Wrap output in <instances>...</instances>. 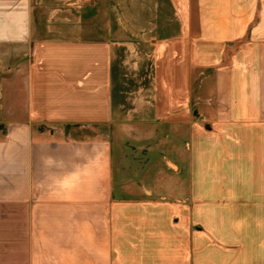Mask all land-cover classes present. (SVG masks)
<instances>
[{
	"label": "crops",
	"instance_id": "0c3cea01",
	"mask_svg": "<svg viewBox=\"0 0 264 264\" xmlns=\"http://www.w3.org/2000/svg\"><path fill=\"white\" fill-rule=\"evenodd\" d=\"M60 1L0 0V264H264V0H171L173 41L237 52L199 86L193 52H161L126 118L172 158L140 173L113 135L129 45Z\"/></svg>",
	"mask_w": 264,
	"mask_h": 264
},
{
	"label": "rangeland",
	"instance_id": "374dc122",
	"mask_svg": "<svg viewBox=\"0 0 264 264\" xmlns=\"http://www.w3.org/2000/svg\"><path fill=\"white\" fill-rule=\"evenodd\" d=\"M78 1L62 0L56 3L67 6L79 3ZM80 6H82L80 9L81 14L95 10L96 15L90 19L87 18V29L95 28V26L92 27L89 24V20L92 21L97 16H101L104 23L103 26L108 25L110 22L113 25L117 21V40L120 43H128L129 45V47L123 46L117 50L118 71L114 84L115 104L118 106L119 115H121L119 116L121 117L119 118L121 124L118 125L117 129H114L113 135L116 134L118 136L120 149L123 151V156L121 157L123 164L129 161L130 166L138 169L139 173L143 166L149 164L150 159L151 165L155 163V166H159L156 164L157 159L162 162L166 158L168 160L171 156L157 155L162 153L161 150L160 152L157 151V144L153 140H142L141 135L143 132L151 131L149 133L154 135V137H163L164 132L162 129L157 128L158 126L153 124H132L131 120L126 118L129 110L140 105L146 106L147 112L151 110L150 103L153 101L155 92V66L156 62L159 61L157 58L162 51L166 53V55L161 56H165L164 59H172L174 52H181L184 57L182 59L184 64L185 62L189 63V61L185 60L187 55L193 52V62L199 67V80L197 82L199 86L201 80L208 76L209 70L212 69L211 65L217 62V58H220L226 52V57L232 59L237 52V47L233 45L223 47L222 45L180 44L173 41L171 38L177 31L176 25L178 26L179 20L175 16L176 12L171 0H82V2L80 1ZM126 8L131 9V11L127 13ZM75 14L78 13L75 12ZM162 59L160 61H164ZM165 62L170 61L166 60ZM170 74L167 77L169 81L174 78L173 70ZM144 127L146 131H143ZM152 127L155 128L152 129ZM151 129L154 131L152 132ZM166 133L168 134L169 131ZM130 134L133 135V138H131ZM148 137L150 138V135ZM164 146L166 148L171 146L170 148H172V143ZM151 153L154 156L149 157ZM168 176L170 175L167 174ZM170 178L173 179L172 176ZM156 200H158V203H169V199L165 201ZM153 209V206H151L150 213H157ZM166 211V221H163L160 227L170 226L169 223H172V221L168 220L170 215H167L171 214V211L168 209Z\"/></svg>",
	"mask_w": 264,
	"mask_h": 264
}]
</instances>
